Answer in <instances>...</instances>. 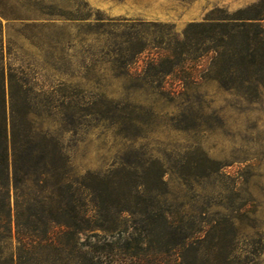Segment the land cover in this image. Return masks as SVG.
I'll return each mask as SVG.
<instances>
[{
	"label": "rangeland",
	"instance_id": "374dc122",
	"mask_svg": "<svg viewBox=\"0 0 264 264\" xmlns=\"http://www.w3.org/2000/svg\"><path fill=\"white\" fill-rule=\"evenodd\" d=\"M241 21L253 26V63L241 59L238 28L214 65L207 54L164 77L146 53L131 63L123 51L128 38L170 49L180 40L185 57L201 56L211 47L205 25ZM1 76L6 93L9 77L20 85L15 110L33 115L27 126L65 149L74 180L133 191L146 178L123 162L139 165L146 189L167 192L176 232L190 234L142 240L148 223L133 215L124 234L106 235L105 263L119 264L127 242L144 264H264V0H0ZM119 115L127 139L109 119Z\"/></svg>",
	"mask_w": 264,
	"mask_h": 264
},
{
	"label": "trees",
	"instance_id": "16d2710c",
	"mask_svg": "<svg viewBox=\"0 0 264 264\" xmlns=\"http://www.w3.org/2000/svg\"><path fill=\"white\" fill-rule=\"evenodd\" d=\"M137 24L145 31L149 27H157L144 22ZM193 27L203 26L195 24ZM205 27L211 32L206 37L211 47L205 48L201 56L185 57L187 54L183 50L188 43L180 40L170 49L151 47L146 41L133 44L128 38L122 43L126 45L123 51L130 56L128 60L131 63L137 62L146 53L145 65L158 67L156 72L164 77L178 69L184 71L180 67L185 68V64L192 60L201 63L207 54H211L206 57L210 60L209 65H214L221 57L224 40L230 37V29L238 28L245 33L241 45L248 53L241 59L250 57V62H254V54L249 51L253 45L246 35V31L253 27L252 23L241 21L228 28L216 23ZM176 49L179 52L172 51ZM5 84L1 76L0 264H103L113 254V246L107 242L106 235L124 234V225L133 215L148 223L141 227L142 240L172 236L175 244H180L178 242L190 238L188 233L176 232L171 212L161 203L167 192L146 189L150 174L141 166L123 162L129 174L146 178L145 181L135 182L131 187L133 191L110 190L106 184L92 179L87 183L74 180L71 177V159L64 157L65 149L48 144L45 140L49 135L47 132H37L27 126L28 119L33 115L15 110L20 85L9 77L6 93ZM101 118L108 120L107 117ZM109 119L116 121L117 134L127 139L126 118L119 115ZM67 125L72 129L65 132L75 133L73 123ZM155 178L162 183V172L157 171ZM81 185L86 191H79L77 187ZM34 187L39 191H32ZM96 230L101 234L95 233ZM127 245L125 242V246L117 249L121 257L119 264H144L137 258V253L128 254L130 247Z\"/></svg>",
	"mask_w": 264,
	"mask_h": 264
}]
</instances>
